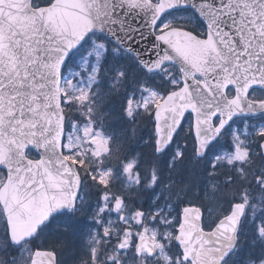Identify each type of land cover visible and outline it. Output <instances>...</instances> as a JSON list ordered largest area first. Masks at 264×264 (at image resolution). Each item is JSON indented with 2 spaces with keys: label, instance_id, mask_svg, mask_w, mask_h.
I'll list each match as a JSON object with an SVG mask.
<instances>
[{
  "label": "water",
  "instance_id": "95a60500",
  "mask_svg": "<svg viewBox=\"0 0 264 264\" xmlns=\"http://www.w3.org/2000/svg\"><path fill=\"white\" fill-rule=\"evenodd\" d=\"M33 1L0 0V16L3 17L0 21V70L12 77L8 87L0 90V164L9 169L0 189V206L4 216L6 210L11 214L14 227L20 233L77 202L81 180L75 164L63 154L65 117L60 86L66 57L92 33L111 36L123 51L140 59L150 70L149 74L171 65L178 67L183 78L182 89L168 95L155 112L159 154L173 144L189 114L193 116L198 158L206 156L204 153L234 119L264 114V102L248 100L252 89L264 88V71H250L252 66L247 59L234 61L229 49L238 45L226 38V33L222 34V28L217 31L218 21L226 17L236 16L238 24L251 20L257 39L262 41L251 46V51L264 53V0H229L223 15L210 5L203 6L207 11L198 7L207 29L205 40L178 29L156 35L151 20L159 19L165 12L179 11L177 8L184 0H159V4L148 0H55L51 6L39 9L33 8ZM117 6L127 8L125 16L129 12L136 15V23H140V16L149 21L148 27L143 24L141 27L145 33L156 36V44L150 46L138 32L135 43L146 48L147 53L155 47L154 60L143 59L144 54L139 50L132 51L128 43L132 36L127 35L130 29L123 26L124 16L113 15L118 11ZM117 32L126 38L122 40ZM38 33H42L44 43H31L38 39ZM49 36L51 41L47 39ZM34 68L38 69L35 74ZM230 87L236 92L231 100L227 97ZM15 97L22 103L13 104ZM218 116L222 119L215 128L213 122ZM31 150L38 160L27 158ZM262 151L264 155V148ZM27 165L31 167L22 173L21 167ZM242 211L237 206L231 220H225L212 232H205L200 210L185 209L177 239L187 247L189 256L195 252L197 257L202 250L199 246L202 239H212L219 234L237 242L234 229ZM139 248L146 254L145 250H157L149 238H141Z\"/></svg>",
  "mask_w": 264,
  "mask_h": 264
},
{
  "label": "snow or ice",
  "instance_id": "6c2138e0",
  "mask_svg": "<svg viewBox=\"0 0 264 264\" xmlns=\"http://www.w3.org/2000/svg\"><path fill=\"white\" fill-rule=\"evenodd\" d=\"M228 3L229 0H191V2L184 0L177 10L194 13L196 18L200 20V23L203 24L204 18L201 12L197 11L198 7L203 8L205 5H210L223 15L225 5ZM117 7L118 11L114 12L113 15L124 16L123 26L130 29L127 35L132 36V40L128 41V43L132 45V51L136 52L139 50V53L144 54L143 59L154 60L157 52L155 47H153L151 53H147L146 48H140V45L135 43L136 33L138 32L140 36H144L148 40L150 46L156 44V36L145 33L144 28L141 27V24L148 27L149 21L145 17L140 16V23H136V15L129 12L125 16L124 13L127 11V8L122 6ZM203 10L207 11V8H203ZM236 11H239V8H237ZM167 15L168 13L165 12L159 19L153 18L151 20V25L154 29L159 30L170 23L164 18ZM209 16L215 19L212 13H209ZM2 20L3 17L0 16V21ZM218 23L220 27L217 28V31H220L222 28L224 30L222 34L226 33V38L238 45L237 47L229 49V55L232 56L233 60L240 62L242 58L247 59V63L252 66L249 68L250 71L256 73L264 71V53L251 51V46L262 43V41L257 39V35L254 33L253 22L251 20H244L238 24L237 17L231 16L230 18L226 17L223 21H218ZM114 27L118 28L120 25H114ZM117 35L121 36L122 40L126 38L123 33L117 32ZM105 38L108 39L109 45L120 47V43L111 36L101 34L100 39ZM47 39L51 41L52 37L49 36ZM31 43L36 45L44 43L42 33H38V39L31 41ZM85 43H87V38L85 39ZM125 47H127V45H125ZM161 47L163 48L164 46ZM40 51L44 50L40 49ZM113 52L114 48L108 47L103 53L102 61L99 64L100 71L97 73L99 79L96 81V84L102 81L108 83L109 95L112 94L113 90L116 93L120 92L121 89L117 88V85H120L126 93L127 82L129 80L128 73L122 67L124 58L119 55H113ZM71 59V55L66 57L63 64L64 70L67 69V65ZM136 63L139 67V72L133 75L137 80L142 81L143 75L149 74L150 70L144 67L140 59H137ZM37 72L38 69L34 68L33 73L35 74ZM11 78L10 75H5L4 70H0V90H5L8 87V80ZM171 82L175 83L176 81ZM144 87H146V85L141 83V91H143ZM229 90L232 91L233 89L230 87ZM261 91H264V88H262ZM12 103H22V101L19 100V97H15ZM120 103L122 114L132 117L134 113L131 111L132 99L130 96L124 95ZM256 118L259 119L261 123L254 126V133L259 135L260 139L264 141V114L258 113ZM20 119H23V115L20 116ZM81 127L86 128L87 125L82 124ZM257 129L259 130L258 132L256 131ZM67 132L72 133L71 123H69ZM92 135H95V132H93ZM133 135H135V129H133ZM65 139H67V135ZM257 146L259 148H264V143L258 144ZM153 147L156 149L157 154H159L160 149L155 143ZM179 155L183 156V153H179ZM204 155H207V151ZM101 163H103V161H101ZM21 164H23V162H21ZM138 164L139 161L135 157L127 162L128 168H138ZM30 167L31 165L22 166L21 172L27 171ZM217 167L214 161L210 162L209 169L215 170ZM0 171L8 173L9 169L0 164ZM104 171L107 173L108 169L105 168ZM208 174L213 175L214 171H209ZM138 175L139 173H137V176ZM231 182L232 180L230 178L228 183ZM99 183L105 187L108 186V180L104 179L103 175H101ZM254 183L255 188L252 191H248V189H243L241 191L238 202L235 197H233V200L229 201L228 208L225 210L226 215L221 216L216 224V226L219 227L225 220H231L237 206H240L243 211L240 216V221L237 222V226L234 229V235L238 238L243 227L250 221L252 242L249 250L239 247L236 240L226 235L218 234L212 239H202L199 241V246L202 249L199 257H197L195 252L189 256L187 254V247L184 246L179 239L173 243L166 244V247L161 249L153 251L145 250L147 252V255H145V252H142L139 248L141 233L139 231L133 232L132 224L135 223L140 228H143L145 216L148 217L153 226L164 223L159 219V216L162 215L164 210L162 208H157L155 210L156 215H153L136 209L128 215H122L125 209H123L120 204H115L113 208L117 215V221H112L110 219L111 213L107 203L110 194L105 192L98 195V200L103 203L100 204L97 209L98 215L104 217V219L94 221L104 225L103 234L102 236L98 234L93 235L89 241V243L96 241L97 245L103 242L104 247L100 249L99 255L97 254L96 247H90L87 250L88 259L85 261V264H134V261L135 264H149V261L155 264V262L160 261L162 257H166L167 264H264V209L257 212L254 206L257 199L264 202V178H261L260 174L257 173V179ZM77 199H79V196H77ZM153 199L158 201L159 196H155ZM245 201H247V204L244 203ZM78 210V206L75 203L69 204L68 207L62 208L59 212L52 213L50 217L46 216L37 221L33 228L23 233L18 232L14 227L13 218L6 210L2 225H0V256L6 257V264H60L56 249H49L47 246H42L40 238L44 233V229L49 228L53 221L59 223L63 220L64 223L62 224V228L65 233L76 231L79 224L76 217ZM171 210V206H169V211ZM137 211L140 212L139 218H137ZM182 211V209H177L179 213L175 220L177 226L182 222ZM167 223H171V221ZM116 224H123L124 228L121 229L116 227ZM89 231H91V229H89ZM174 232L178 237L179 228H175ZM160 239L165 242L167 240L165 236H161ZM41 247H43L44 250H38Z\"/></svg>",
  "mask_w": 264,
  "mask_h": 264
},
{
  "label": "rangeland",
  "instance_id": "374dc122",
  "mask_svg": "<svg viewBox=\"0 0 264 264\" xmlns=\"http://www.w3.org/2000/svg\"><path fill=\"white\" fill-rule=\"evenodd\" d=\"M170 24H167L164 29H167ZM108 46L103 42L99 41L97 38H94L89 41L88 45L84 48V50L74 58L73 68L69 69L68 72L64 75L63 84L65 83L66 93L68 95L69 101H72L73 107L83 112L84 103H87L89 100L88 97V87L96 80V73L99 68V64L102 61L103 53L106 51ZM175 84H178V80H176ZM163 97L158 93L148 90L147 92H142L138 97V102L135 103L132 99L131 111L134 113L136 109H140L141 111H150L151 109H155V107L162 101ZM68 98L65 99V104L69 103ZM81 124L72 125V133H67V139L65 144V150L70 154V158L79 157L82 161H87V158L96 159L102 157L107 152V142L108 140L104 137V134L96 130L93 125H88L87 123L80 122ZM261 123L260 122H249L247 120H243L238 124H234L229 131L224 135V139L221 141V144L225 147V151L221 153V155L216 156V159L223 162L224 164H228L229 167H234L237 169L238 173H241V168L244 164H246L250 155L252 159L257 158L256 151L254 150V144L256 142V138L259 136L254 133V126ZM86 124V128H82L81 125ZM189 125V123H188ZM259 131L258 129L256 130ZM95 132V135L92 133ZM190 136V130L187 126L183 133H181V143H178V146H175V153L177 158H180L181 155V147L182 145L186 146L188 137ZM91 144V148H87V142ZM81 147H84L81 151ZM79 148V150H78ZM252 149V151H251ZM78 150V151H77ZM82 153V155H81ZM83 165L82 171L85 175H87V180L91 185H95L102 189L105 193H109L110 197L107 201L110 209V219L112 221H117V215L115 214V209L113 205L118 204L120 201H124L126 203L125 211L122 215H128L130 212L136 209L143 208V202L140 199L141 194V185L139 175L135 172L134 168H128L121 172L117 173L113 170H108L105 173L104 169H100V166L97 162H92L90 175H88L87 167L89 165ZM93 166H95V170L92 171ZM103 175L104 179L108 180V186L105 187L99 183V179ZM214 176V174H213ZM4 176L0 175V187L4 183ZM157 177H152L150 189L153 188L157 184ZM202 186L205 187L206 195L202 198L205 200L206 205L208 206L207 219L206 223L211 226L215 221L220 217V215L225 210L227 203L222 202L221 198H225V194L223 191V187L214 183V181L206 180L202 182ZM147 197H149V191L146 189L144 193ZM155 196H152V200L150 202V208H154L149 213L156 215L155 210L157 208H162L164 211L162 215L159 216V219L164 223H159L153 226L148 217L145 216L144 227L140 228L137 224H132L133 232L139 231L141 233V237H150L153 239L158 248L166 247V244L173 243L174 235L169 229L171 223H167L171 221L173 217L176 216L175 209L171 207V211H169V207H165L164 203L158 206V201L153 199ZM117 199V200H116ZM259 200V199H258ZM129 201V202H128ZM103 202H101L102 204ZM257 209L256 205L254 204ZM98 209V207L96 208ZM94 208L93 214L95 221L103 220L104 217L98 215V212ZM137 211V218H138ZM145 213V211H144ZM3 215L0 211V225H2ZM99 229L93 232V235H101L103 234L104 225L102 223H97ZM116 227L121 229L124 228L123 224H116ZM174 232V230H173ZM91 236V237H92ZM161 236H165L167 238L166 242L160 239ZM91 247L97 248V254L99 255L100 249L104 247L103 242L97 245L96 241L91 242ZM111 251V250H110ZM134 259V258H133ZM71 256L67 253L65 258L61 261V264H70ZM135 264V261H134ZM149 264H153V262L149 261ZM155 264H167L166 257H162V259Z\"/></svg>",
  "mask_w": 264,
  "mask_h": 264
},
{
  "label": "trees",
  "instance_id": "16d2710c",
  "mask_svg": "<svg viewBox=\"0 0 264 264\" xmlns=\"http://www.w3.org/2000/svg\"><path fill=\"white\" fill-rule=\"evenodd\" d=\"M51 2V0H36L35 4L36 5H46L49 4ZM191 16L189 13L187 12H182V13H177V15H174L173 18H171V22H174L175 25H177L178 23L180 24V26L183 27V24L180 23L178 21V19L176 17L178 16ZM179 26V27H180ZM184 27L191 29L193 31H195L197 34L202 33L203 34V30L201 28V26L197 23V21L195 19H193V21L187 22ZM108 47H112L114 48V52L113 55H119L120 57H123V69L128 73L129 76V80L127 82V92L125 93L123 91V88L120 85H117V88H120V92L116 93L114 90L112 92L111 95H109V87H108V83L105 81H102L100 84H98L94 89H93V94L96 93V95L98 94L97 98L95 99V102L97 103V105L95 106H91V107H87V103H84V109L83 112L87 109L88 111H90V113L87 115V113L82 114L81 111H79L78 109H75L73 107V102L71 101V103L68 105L67 109H66V114L68 116V118L72 121V119H76L78 122L80 121H84L87 116H91L92 118L94 117H98L102 116L104 117V124L105 127L103 128L105 131H118V130H125V124L128 120H130V118H128V116L123 115L122 111H121V103L120 100L124 95H129L130 98H133V101L135 103L138 102V97L142 92H147L148 90H154L157 93L161 94V95H166L168 94L172 88H174V84L171 81H176L179 79L178 77V72L176 68H168L165 71H163L161 74L156 75V76H149V75H143L142 77V81L141 80H137L136 77L133 75L134 73L139 72V67L136 64V62L133 60L132 57H130L129 55L122 53L121 51H119L116 47L109 45ZM141 83H143L144 85H146V87H144L143 91H141ZM97 90V92H96ZM141 110L136 109V111L134 112V116L135 117H139L141 114L143 115V113L139 112ZM144 112V111H142ZM150 112H144V114L146 116L152 115ZM79 117V118H78ZM134 118V119H137ZM151 128V127H150ZM126 135V134H125ZM216 151V150H215ZM259 152V151H258ZM259 157L260 156V152H259ZM156 158V157H155ZM169 158V156H167L165 159ZM158 159V158H156ZM192 160L194 162L195 161L193 158ZM213 157H212V153L211 155H209V157L203 161V162H197V165L202 164V163H206V168H204V174H203V178H201L198 175V171H199V167H197L194 170H190L189 166L187 167V165L190 163V160H187V157L184 156V158L181 160L182 164H175L174 169L177 170L176 167H179V165L183 166V170H182V175L181 178L187 182H190L192 184H197L200 182L201 179L205 180L209 177V164L210 162H213ZM218 167L215 169V173L219 174L220 171L223 167L227 166L225 164H221V163H215ZM165 171L164 168H162L161 170L156 171L159 175V182L158 185H162V181L164 180V175H166V170L168 168V172H169V161L166 162L165 164ZM168 166V167H167ZM253 167V168H252ZM246 170L248 171H252L254 173H252V175L255 176V178L257 179V173L260 174V177L263 178V176L261 175V171L257 168H262V164L260 162H257V164H252V166H248L245 167ZM228 169V168H227ZM257 169V170H256ZM178 170H180V168H178ZM229 170V169H228ZM257 171V173H256ZM165 173V174H164ZM180 176V173H179ZM231 178L232 182L228 183V180ZM220 182H227V185H232L233 184V189L235 190V193L238 195L236 198V201L238 202L239 199L238 197H240L241 191L243 189H247V185H246V180H242V182H240L238 180L237 175L235 174L234 170H230L225 174V177L220 179ZM171 184V188L170 191L172 192V195L174 197H171V201L174 202L176 201L178 204V209H182L184 208L186 205L185 199L181 193V189L179 186V180L176 178H172L170 181ZM168 185V183L166 184ZM240 190V191H239ZM246 202V201H245ZM93 203L88 201V195H87V250L90 244L89 241V235H88V228H91V210L93 209L92 207ZM77 214V213H76ZM179 215V214H178ZM79 219L83 220L85 222L86 220V208L82 207V211L79 214ZM64 223L63 220H61L59 223H57L56 221H53L52 225L49 228H45L44 229V233L41 235L40 238V242L42 243V246H47L49 249L51 248H57L56 247V239H57V230L58 228H60L61 231V237H60V247L63 251H66L72 258V260H78V249H80L82 251V247L84 244V228L85 225L84 223H79L78 227L76 229V231L73 232H69V233H65L63 228H62V224ZM58 224H60V226L58 227ZM177 225L175 224V227ZM250 238H252V232H251V227L248 225L243 227V229L241 230L240 233V242H239V247L244 248L245 250H249L251 247V240ZM40 249H43V247H41ZM77 253V254H76ZM87 257H88V253H87ZM0 264H6V257L4 256H0Z\"/></svg>",
  "mask_w": 264,
  "mask_h": 264
}]
</instances>
